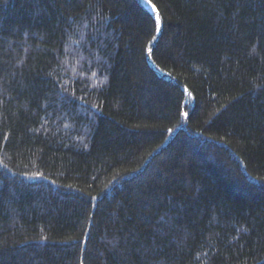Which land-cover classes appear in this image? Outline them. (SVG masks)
<instances>
[{
	"label": "trees",
	"instance_id": "16d2710c",
	"mask_svg": "<svg viewBox=\"0 0 264 264\" xmlns=\"http://www.w3.org/2000/svg\"><path fill=\"white\" fill-rule=\"evenodd\" d=\"M151 1L0 0V264H264V0Z\"/></svg>",
	"mask_w": 264,
	"mask_h": 264
},
{
	"label": "rangeland",
	"instance_id": "374dc122",
	"mask_svg": "<svg viewBox=\"0 0 264 264\" xmlns=\"http://www.w3.org/2000/svg\"><path fill=\"white\" fill-rule=\"evenodd\" d=\"M144 4L153 12L156 11V6L151 0H142ZM161 28V19H158V31H160Z\"/></svg>",
	"mask_w": 264,
	"mask_h": 264
}]
</instances>
